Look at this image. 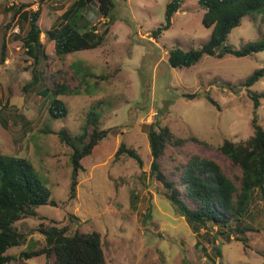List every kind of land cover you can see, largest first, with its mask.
I'll return each mask as SVG.
<instances>
[{
    "label": "rangeland",
    "instance_id": "374dc122",
    "mask_svg": "<svg viewBox=\"0 0 264 264\" xmlns=\"http://www.w3.org/2000/svg\"><path fill=\"white\" fill-rule=\"evenodd\" d=\"M74 1L0 0V153L28 157L58 203L41 205L37 215L16 222L26 241L9 250L16 258L7 264H54L46 255L20 256L46 244L39 231L42 225L68 226L70 233L99 231L107 264H264L261 193L253 192L241 224L246 230L230 233V240L220 235L214 242L213 232L207 234L205 228L189 223L163 196V185L151 173L148 135L150 125L158 120L178 137L206 141L191 138L182 145L169 143L160 157L161 169L169 176L199 155L217 161L239 186L242 171L219 146L225 139L245 141L254 134V104L244 82L264 67V51L242 57L204 55L193 66L173 67L170 49L200 47L211 36L212 29L202 24L205 10L199 0H183L172 27L156 38L152 32L165 22L171 0H114L112 23L106 22L109 19L100 14L96 2L90 3L84 17L78 16L81 25H95L99 33L108 25L104 42L60 58L46 31L61 22V14ZM39 6L48 56L35 64L23 47L29 30L23 11ZM18 8L21 14L14 18ZM259 39H264V13L246 16L232 30L228 43L240 48ZM4 44L6 59L2 60ZM34 72L37 80L31 83ZM55 79L80 92L62 96L69 108L62 118L49 114V102L42 93L46 86L53 87ZM251 89L264 92V77ZM187 93L200 95L188 98ZM154 109L158 114L149 120ZM92 110L100 116V128L111 131L81 160L84 168L75 175L73 149L57 133L63 128L71 135L80 133ZM257 112L264 126V98ZM46 128L55 132H42ZM121 142L138 150L142 165L126 153L115 157ZM74 178L77 191L70 198ZM239 237L246 238V243ZM218 243L223 257L214 249Z\"/></svg>",
    "mask_w": 264,
    "mask_h": 264
},
{
    "label": "trees",
    "instance_id": "16d2710c",
    "mask_svg": "<svg viewBox=\"0 0 264 264\" xmlns=\"http://www.w3.org/2000/svg\"><path fill=\"white\" fill-rule=\"evenodd\" d=\"M92 2H96L100 14L109 19L107 23L113 22L114 0L74 1L61 14V22L46 31L47 38L54 41L58 57L65 58L73 52L97 48L104 42L109 31L108 25L99 33L95 25L92 28L85 23L81 25L78 18L85 16L86 9L90 8ZM182 2L183 0H171L167 4L165 22L152 32V36L156 38L164 30L172 27L173 17ZM199 4L205 10L202 24L212 29L211 36L200 47L184 49L175 46L170 49L169 62L173 67L193 66L204 55L222 58L227 54H233L242 57L264 51V39L249 40L240 48L228 43L230 33L234 28L241 26L246 16L264 13V0H199ZM22 6L27 7L24 4ZM80 11L83 13L80 14ZM23 13L29 22L23 47L34 59L35 64H38L42 58L48 56L41 38L44 30L39 24L42 7ZM20 14L21 9L18 8L14 18ZM5 49L4 44L2 60L6 59ZM262 77H264V67L256 69L244 82V85L248 86L249 96L254 104V134L245 141L225 139L219 146L220 151L241 169L239 186L217 161L199 155H194L186 163H182L178 166L177 173L173 171L171 176L163 172L160 157L169 143L182 145L191 138L202 144L206 141L197 137H178L169 126L161 124L158 120L150 125L148 135L153 157L151 173L163 185V196L189 223L200 229L205 228L207 234L213 232L214 242L220 235L230 240V233L237 231L243 233L246 229L242 228L241 224L248 213L253 192L258 190L264 197V126L258 122L257 112L261 99L264 98V92L251 89V86ZM36 80L37 74L34 72L31 83ZM42 93L49 102V114L53 118H62L69 112L67 102L62 96L80 92L77 88L72 89L68 82L55 79L53 87L46 86L42 89ZM199 95L187 93L184 96L195 98ZM207 97L219 108V103L210 94ZM87 115L86 123L80 133L71 135L65 128L57 133L60 141L73 149L71 160L75 175L84 168L81 160L90 155L93 148L108 137L111 131L100 128L98 125L100 116L97 111L92 110ZM42 132L55 131L46 128ZM124 153L134 158L140 165L143 164L138 150L127 147L125 142H121L115 157ZM77 184V179L74 178L70 198L76 196ZM46 204L57 206L58 203L51 198V190L48 186L37 176L31 160L28 157L0 153V264H7L15 259L16 257L10 254L9 250L26 241L25 234L17 228L16 222L37 215V208ZM215 226H217L216 231L213 229ZM68 228V226L42 225L39 231L44 234L46 244L39 249L23 251L20 256L30 259L34 256L46 255L54 259V264H107L99 231L70 233ZM239 240L246 243L244 237H239ZM214 249L218 256L223 257L221 243L215 245Z\"/></svg>",
    "mask_w": 264,
    "mask_h": 264
},
{
    "label": "built area",
    "instance_id": "2783aa9c",
    "mask_svg": "<svg viewBox=\"0 0 264 264\" xmlns=\"http://www.w3.org/2000/svg\"><path fill=\"white\" fill-rule=\"evenodd\" d=\"M158 114V111L157 110H152V112H151V115H150V117H149V120H153V118L156 116Z\"/></svg>",
    "mask_w": 264,
    "mask_h": 264
}]
</instances>
